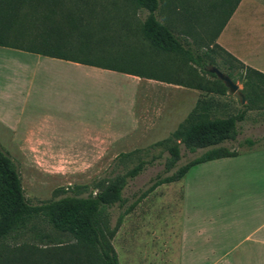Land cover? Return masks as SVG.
I'll list each match as a JSON object with an SVG mask.
<instances>
[{"label":"trees","instance_id":"obj_1","mask_svg":"<svg viewBox=\"0 0 264 264\" xmlns=\"http://www.w3.org/2000/svg\"><path fill=\"white\" fill-rule=\"evenodd\" d=\"M127 1L147 14L136 28L123 22L114 30L109 20L96 22L68 0H0V46L155 78L207 94L228 91L209 70L222 61L220 70L234 81L236 76L245 80L247 89L242 92L247 103L237 114L213 117L211 100L198 99L166 139L121 152L107 175L88 184L58 188L60 197L39 203L26 197L19 165L0 144V264H119L113 239L125 217L144 198L163 184L180 181L197 165L240 153L224 143L236 139L238 123L257 105L264 73L216 42L223 27L225 0L216 4L212 0ZM209 1L214 7L210 12ZM130 35L136 37L137 46L123 45L118 52L108 48L117 37ZM246 143L252 148L257 140L249 138ZM182 145L189 152L204 151L179 164ZM157 147L167 152L163 171L129 203L124 196L129 181L162 154L126 165ZM120 167L124 172H119Z\"/></svg>","mask_w":264,"mask_h":264},{"label":"rangeland","instance_id":"obj_2","mask_svg":"<svg viewBox=\"0 0 264 264\" xmlns=\"http://www.w3.org/2000/svg\"><path fill=\"white\" fill-rule=\"evenodd\" d=\"M68 1L83 8L86 15L96 22L109 20L114 30L122 27L123 22L136 28L147 14L146 10H136L127 0ZM212 1L214 4L220 2ZM214 18L216 23L217 17ZM114 41L112 47H108L113 52L120 51L123 45L137 46L133 35L117 37ZM6 49L0 47V52ZM218 67H223L222 61H218ZM38 73L40 90L47 89L40 112H46L52 119L18 115L14 117L18 128H7L0 122V144L17 161L26 197L31 203L60 197L61 194L56 193L58 188L88 184L107 175L113 160L121 152L147 148L166 139L177 129L178 124L173 128L101 127L100 119L118 115V112L127 116L125 106L133 87L131 80L122 73L98 76L89 72L85 75L77 67L60 63L41 66ZM235 78L239 90H246L245 80L240 76ZM48 81L51 83L47 84ZM199 91L195 93L198 99L211 100L213 117L237 114L247 103L245 98L242 104L239 94L231 93L229 89L226 94ZM258 97L257 105L248 110L245 120L238 123L236 139L224 145L235 147L240 153L264 148V87L259 89ZM168 103L174 106L177 101L171 99ZM2 110L3 102H0ZM189 111L185 108L180 120L178 112L171 115L177 117L176 123H180L187 118ZM249 138L257 140L252 148L246 143ZM181 148L183 157L179 164L204 151L189 152L183 145ZM160 154L162 156L148 165L143 173L129 181L124 190L129 203L163 171L167 152L164 147H157L148 154H140L126 165L132 167L140 158L150 160ZM242 165L241 161L214 160L191 168L178 182L157 187L125 217L113 239L119 264H209L208 246L203 236H199V227L206 228L209 215L215 217L216 211L224 214V207L232 208L233 190L237 191L235 206L239 208L236 211H242L238 183L230 187L223 177L225 166H230L227 171L233 168L238 171L244 167ZM124 170L120 167L119 172ZM117 214L118 211L114 214V222ZM216 219L222 224L223 219L217 216ZM182 230L185 233L183 242Z\"/></svg>","mask_w":264,"mask_h":264},{"label":"crops","instance_id":"obj_3","mask_svg":"<svg viewBox=\"0 0 264 264\" xmlns=\"http://www.w3.org/2000/svg\"><path fill=\"white\" fill-rule=\"evenodd\" d=\"M212 10L214 7L209 1V12ZM222 21L223 27L216 42L246 65L264 73V0H225ZM3 48L8 49L0 52V102H3L0 122L7 128H18L14 117L22 114L52 119L46 112H40L47 89L40 90L38 70L41 66L59 63L77 67L85 75L89 72L98 76L119 72L131 80L133 90L125 106L127 116L118 112V115L100 119L102 128H173L176 124L175 128H178L183 120L176 123L177 117L171 114L178 112L180 120L184 116L183 110L189 108L191 111L198 101L195 94L200 92L198 89L20 49ZM171 99H175L177 104L170 106L168 102ZM215 160L242 162V173L240 169L234 171V168L227 171L230 166H225L223 175L230 187L238 183L242 211H236L239 208L235 206L237 191L233 190L232 208L224 207V214L216 211L215 217L209 215L206 228L199 227V236H203L208 246L209 264H264V148ZM239 179L241 181H237ZM216 216L223 219L222 224ZM184 234L182 230V242Z\"/></svg>","mask_w":264,"mask_h":264},{"label":"water","instance_id":"obj_4","mask_svg":"<svg viewBox=\"0 0 264 264\" xmlns=\"http://www.w3.org/2000/svg\"><path fill=\"white\" fill-rule=\"evenodd\" d=\"M209 70L211 72H214L217 75V77L224 82V84L227 86V88L229 89L231 93L237 92L239 94L242 104L245 103V96L243 92L239 90V85L237 84V82L233 80L232 77L224 73L222 70H220L216 66L210 67Z\"/></svg>","mask_w":264,"mask_h":264}]
</instances>
